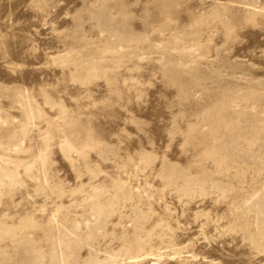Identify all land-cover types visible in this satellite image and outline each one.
Here are the masks:
<instances>
[{
	"label": "rangeland",
	"instance_id": "1",
	"mask_svg": "<svg viewBox=\"0 0 264 264\" xmlns=\"http://www.w3.org/2000/svg\"><path fill=\"white\" fill-rule=\"evenodd\" d=\"M0 264H264V0H0Z\"/></svg>",
	"mask_w": 264,
	"mask_h": 264
}]
</instances>
